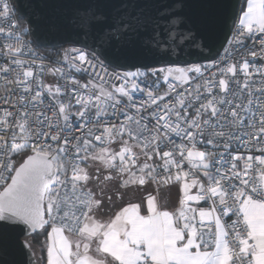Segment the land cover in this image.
<instances>
[{
    "label": "snow or ice",
    "instance_id": "snow-or-ice-1",
    "mask_svg": "<svg viewBox=\"0 0 264 264\" xmlns=\"http://www.w3.org/2000/svg\"><path fill=\"white\" fill-rule=\"evenodd\" d=\"M215 7L218 60L169 59L181 4L86 0L52 62L0 0V264H264V0Z\"/></svg>",
    "mask_w": 264,
    "mask_h": 264
},
{
    "label": "water",
    "instance_id": "water-1",
    "mask_svg": "<svg viewBox=\"0 0 264 264\" xmlns=\"http://www.w3.org/2000/svg\"><path fill=\"white\" fill-rule=\"evenodd\" d=\"M12 1L15 11L24 19L26 26L35 30L31 39L42 48L67 45L63 41L69 31L67 16L70 14L71 6L86 2V0ZM241 1L228 0L237 11H239ZM106 2L119 3L121 0H106ZM136 2L151 3L160 10L165 5H183L182 11L187 19V26L183 31L188 33L191 30V34L188 41L178 39L180 46L175 48V53L169 58L180 64L200 62L216 57L223 49L234 26L232 21L226 19L215 7L219 0H136ZM191 36L197 37L195 42H190ZM75 46L82 45L75 44ZM6 259L14 261L19 257L10 250Z\"/></svg>",
    "mask_w": 264,
    "mask_h": 264
},
{
    "label": "built area",
    "instance_id": "built-area-1",
    "mask_svg": "<svg viewBox=\"0 0 264 264\" xmlns=\"http://www.w3.org/2000/svg\"><path fill=\"white\" fill-rule=\"evenodd\" d=\"M15 16H16V14H15ZM233 37H234V26H233L230 34H229V37H228V39H227V41H226L223 49L220 51V53L216 57H213L211 59H207V60H204V61L192 62V63H188V64H195V63L206 64L210 60H218L220 57H222L225 54V49L231 50V45L229 44V41H233ZM0 39H2V38H0ZM251 43H252L251 40H246L245 41L246 46H251ZM32 47L36 51H38L40 55L47 57V55L43 51H41L39 48H37L34 44H32ZM3 62H4V58L3 57H0V63H3ZM52 62H55V61H52ZM257 63H259V61H257ZM159 66H161V65H159ZM180 66H185V64H180ZM76 75L82 81H86V79H84L83 77H81L79 74H76ZM44 79H45L46 82H49V83L53 82V80H54V78L52 76H50V75H45ZM165 88H166V85L162 84L161 85V88H160V91H163ZM0 91H2V81H0ZM136 97H137L138 100L141 98L139 93L136 94Z\"/></svg>",
    "mask_w": 264,
    "mask_h": 264
},
{
    "label": "trees",
    "instance_id": "trees-1",
    "mask_svg": "<svg viewBox=\"0 0 264 264\" xmlns=\"http://www.w3.org/2000/svg\"><path fill=\"white\" fill-rule=\"evenodd\" d=\"M13 2V1H12ZM15 14H16V16H17V18L19 19V22L23 25V26H25V27H27L26 26V23H25V21H24V19H22V17L15 11ZM37 48H39L41 51H43L46 55H47V57L48 58H50L52 61H56V59L59 57V55L61 54V50L63 49V48H66V47H68V46H70L69 44H67V45H59V46H57L56 48H42V47H40V46H37L35 43H33ZM81 77H83L84 79H88L89 78V76H88V74H79ZM39 240H43L44 239V237H39L38 238ZM37 247H39V245L37 246ZM37 255H40V253L39 252H37Z\"/></svg>",
    "mask_w": 264,
    "mask_h": 264
},
{
    "label": "crops",
    "instance_id": "crops-1",
    "mask_svg": "<svg viewBox=\"0 0 264 264\" xmlns=\"http://www.w3.org/2000/svg\"><path fill=\"white\" fill-rule=\"evenodd\" d=\"M243 0L241 1V4ZM179 193L175 188L172 189H165L162 188L160 191V199L162 201H167L169 206H174L178 200Z\"/></svg>",
    "mask_w": 264,
    "mask_h": 264
},
{
    "label": "rangeland",
    "instance_id": "rangeland-1",
    "mask_svg": "<svg viewBox=\"0 0 264 264\" xmlns=\"http://www.w3.org/2000/svg\"><path fill=\"white\" fill-rule=\"evenodd\" d=\"M71 46H75V45H71ZM69 47V46H68ZM76 47H80V46H76Z\"/></svg>",
    "mask_w": 264,
    "mask_h": 264
}]
</instances>
